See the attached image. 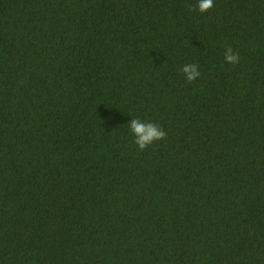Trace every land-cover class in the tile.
I'll use <instances>...</instances> for the list:
<instances>
[{
  "label": "trees",
  "instance_id": "1",
  "mask_svg": "<svg viewBox=\"0 0 264 264\" xmlns=\"http://www.w3.org/2000/svg\"><path fill=\"white\" fill-rule=\"evenodd\" d=\"M196 4L0 0V264H264V0Z\"/></svg>",
  "mask_w": 264,
  "mask_h": 264
},
{
  "label": "clouds",
  "instance_id": "2",
  "mask_svg": "<svg viewBox=\"0 0 264 264\" xmlns=\"http://www.w3.org/2000/svg\"><path fill=\"white\" fill-rule=\"evenodd\" d=\"M214 8V0H197L196 8L201 14L210 12ZM226 63L238 64L240 56L238 52H234L232 47H227L224 52ZM181 71L187 82H195L201 75L197 64L184 65ZM131 133L134 136V143L140 151H145L149 147L155 145L159 141H164L167 138L166 131L158 124L145 122L138 118L132 119L128 124Z\"/></svg>",
  "mask_w": 264,
  "mask_h": 264
}]
</instances>
